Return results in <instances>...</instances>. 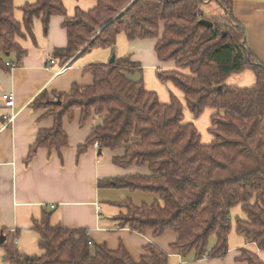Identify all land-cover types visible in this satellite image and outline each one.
I'll return each instance as SVG.
<instances>
[{"label": "trees", "instance_id": "1", "mask_svg": "<svg viewBox=\"0 0 264 264\" xmlns=\"http://www.w3.org/2000/svg\"><path fill=\"white\" fill-rule=\"evenodd\" d=\"M94 1L92 10H77L64 20L67 45L53 50L52 60L62 66L97 49L115 55L119 34L128 41L157 39V59L173 61L177 70L189 72L157 73L162 83L170 82L183 94L184 106L174 96L169 104H162L157 94L145 89L143 80L130 79L143 70L130 54L112 64H89L85 70L92 75V85L73 84L67 94L43 90L31 103L32 110H46L54 127L40 130L28 160L40 148L57 152L67 148L63 119L71 120L75 110L80 111V125L92 115L105 114L102 124L78 147V154L95 143L98 149L122 150V156L112 159L114 166H146L148 173L104 180L99 187L158 198L150 205L137 206L132 199L114 203L126 213L116 216L118 228L142 235L152 232L155 237L171 231L176 235L172 249L180 256L193 253L195 260H221L227 257L233 231L231 212L238 206L246 219L234 217V231L264 252V65L245 45V30L233 17L234 0ZM206 2L219 4L223 15L205 18ZM20 10L21 23L14 17V0H0V70L6 72L11 69L6 67L9 55L14 54L19 64L27 54L16 38L27 35L35 42L34 19L39 18L47 29L52 16H66L61 0H36ZM200 19L210 20L212 27L198 25ZM245 70L256 77L254 86L226 84L231 74ZM206 109L213 111L208 129L213 141L202 144L194 123L184 121V111L198 119ZM50 214L43 211L42 218L32 223L31 229L39 235L38 256L21 253L18 229L0 230L5 236L0 244L2 260L8 264H169L166 254L152 245L136 262L123 245L112 251L106 244L92 243L86 230L52 226ZM212 237L216 242L209 247ZM237 261L264 264L246 250L239 251Z\"/></svg>", "mask_w": 264, "mask_h": 264}, {"label": "crops", "instance_id": "2", "mask_svg": "<svg viewBox=\"0 0 264 264\" xmlns=\"http://www.w3.org/2000/svg\"><path fill=\"white\" fill-rule=\"evenodd\" d=\"M36 0H14V17L21 23L24 4H34ZM66 16H52L47 29L43 28L40 19L33 20L32 34L35 42L27 35L16 38L18 47L26 50V55L17 64L16 56L9 55L6 62L14 65L9 72L0 70V230L13 232L20 231L17 246L24 255H40L36 245L39 235L32 230L33 221L42 218V212H50V224L68 229H83L88 231L89 239L94 244H106L115 251L120 245L134 261L138 262L147 255L149 245L156 247L168 257L169 264H246L238 262L240 250L256 254L264 263V252H260L254 244H248L238 235L233 223L234 209L231 212L233 231L228 237L227 257L219 259L195 260L193 253L187 257L180 256L172 249L176 235L167 231L159 237L152 232L138 234L127 228H118L116 216L126 214L113 204L132 199L137 206L152 204L158 198L153 194H145V202H141L142 192L126 189H110L99 187L101 181L112 180L132 175L144 176L148 168L131 165L129 168L114 166V156H122V150L110 151L101 148L88 147L78 154L79 146L84 145L85 139L92 129L101 125L105 114L92 115L84 124L80 125V111L75 110L73 118L63 119V128L68 141L67 148L48 151L44 148L36 150L28 160L30 148L40 130L53 129V118L45 116L46 110L31 109V103L43 90L49 94L54 92L68 93L71 85L79 87L90 86L93 83L91 73L86 71L89 64L108 63L112 57L109 49H97L91 53L73 60L70 59L64 66L66 71L61 74L59 62L53 65L48 62L52 59L53 50L63 49L67 45L66 31L63 28L64 20L73 17L77 10L88 12L95 8L94 0H61ZM214 2H206L205 9L213 8ZM216 3V2H215ZM233 17L245 30L244 42L257 62L264 65V1L234 0ZM217 4V3H216ZM219 5V4H218ZM217 7V5H215ZM220 6V5H219ZM218 13L223 9L217 7ZM208 18H212L211 13ZM210 14V15H209ZM221 16V15H219ZM160 26V34L162 33ZM156 40L141 39L128 41L119 34L115 46V58L131 55V60L143 67L141 74L130 75V79L144 81L147 91L158 95L162 104H169L172 96L176 97L184 106L183 94L170 82L162 83L157 78L159 71L177 70L173 61L161 62L157 59L154 47ZM17 65V66H15ZM63 66V65H62ZM183 75H189L188 70H177ZM256 77L250 70L240 74H231L226 80L228 86L238 88L252 87ZM13 95V103L2 99L3 95ZM212 110L206 109L202 116L193 119L188 110L184 111V121L192 122L201 137L202 144L213 141L208 133L211 127L210 116ZM3 117H13L7 125ZM120 190V191H118ZM137 195L138 201L132 196ZM242 220L244 214L239 209L234 211ZM210 241V240H209ZM216 240L210 241L209 247ZM4 251L0 248V264H8L2 260Z\"/></svg>", "mask_w": 264, "mask_h": 264}, {"label": "rangeland", "instance_id": "3", "mask_svg": "<svg viewBox=\"0 0 264 264\" xmlns=\"http://www.w3.org/2000/svg\"><path fill=\"white\" fill-rule=\"evenodd\" d=\"M213 4V8H207V9H205V5L203 6V11H204V16H205V18H208V17H210V16H208V14H206V13H211V16H219V15H222V13L220 12V13H218V9L219 8H217V7H220L218 4H216L215 2L214 3H212ZM215 5H217V7L215 6ZM210 15V14H209ZM118 191H120V190H118ZM145 194H148V193H145ZM144 193H142V199H141V202H145L146 200H144V198L143 197H145L146 195H145ZM137 195H141V193H139V194H134L133 196H132V198H134V200H136L137 202H140V201H138V198H137ZM238 210L240 209V208H237ZM237 209H234V211L235 210H237ZM232 212V214H233V216L234 217H236V215L237 214H240L241 215V212H237L236 214H235V212ZM231 214V215H232ZM233 217V218H234ZM213 240H215L213 237L212 238H210V241L211 242H213Z\"/></svg>", "mask_w": 264, "mask_h": 264}, {"label": "built area", "instance_id": "4", "mask_svg": "<svg viewBox=\"0 0 264 264\" xmlns=\"http://www.w3.org/2000/svg\"><path fill=\"white\" fill-rule=\"evenodd\" d=\"M55 63V60L53 59H51L49 62H48V64L49 65H53ZM6 67H9V68H11V69H14V66L13 65H10L9 63H6ZM66 69H67V67L66 66H61V69L57 72L58 74H61V73H63L64 71H66ZM2 99L4 100V101H6V102H8V103H13V101H14V98H13V95H11V94H9V95H3L2 96ZM3 119L6 121V123H7V125L8 124H10L12 121H13V117H10V118H8V117H3ZM94 147L95 148H98V146H97V144L95 143L94 144Z\"/></svg>", "mask_w": 264, "mask_h": 264}, {"label": "water", "instance_id": "5", "mask_svg": "<svg viewBox=\"0 0 264 264\" xmlns=\"http://www.w3.org/2000/svg\"><path fill=\"white\" fill-rule=\"evenodd\" d=\"M198 25H202L206 28H211L212 27V22L210 20L207 19H200L198 22ZM225 35V33H223V36ZM115 60V55H112V57L110 58V60L108 61L109 64H112V62H114ZM57 104H59L60 102L57 101ZM101 152V148L98 149V155ZM5 241V236L4 234L0 231V244H2Z\"/></svg>", "mask_w": 264, "mask_h": 264}]
</instances>
